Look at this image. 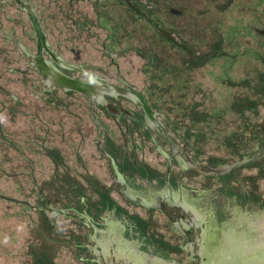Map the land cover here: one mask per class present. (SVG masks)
<instances>
[{
  "label": "rangeland",
  "instance_id": "374dc122",
  "mask_svg": "<svg viewBox=\"0 0 264 264\" xmlns=\"http://www.w3.org/2000/svg\"><path fill=\"white\" fill-rule=\"evenodd\" d=\"M30 1L46 11V0ZM57 1L61 3L55 6L58 13L65 12L62 20L69 19L71 22L62 24L59 14L49 11L48 14L56 20L45 30L56 53L69 61L90 64L96 73L112 77L117 82V65L110 69L107 67L111 58L106 52L110 50L116 56L121 76L136 87L137 82L140 86L142 83L147 86L148 92L150 77L143 82L139 78L144 79V74L141 77L138 74L146 72L149 63L157 67L166 65L169 87H172L170 78L177 79L176 73L180 68L191 72L189 67H195L192 82L184 92H179L183 105L180 108L172 104L168 107L176 112L180 110L177 113L188 114L193 119L191 126H186V131L196 141L200 139L204 142V137L210 140L260 123L264 110V0H227L221 5L223 11L213 18V24L194 10L203 7V1L197 0V6L190 7L195 0H189V10H185L184 15L189 19L190 27L205 24L210 29H216L212 35L207 32L185 43L169 30L153 29L146 23V20H151L148 13L152 8L160 10L153 0ZM70 3L80 5V9L73 8ZM6 4L1 24L4 18L10 17L8 20L15 26L14 36L19 40L24 38L26 42L29 38L33 41L34 38L28 34L32 28L30 21L24 18L22 22L21 9L14 1H7ZM75 10L79 14L76 18L73 17ZM163 10L170 21L178 26L182 24L181 7L170 6ZM39 14L42 16L41 11ZM119 14L124 22L117 26L114 19H118ZM208 22L210 25H207ZM88 23L92 25V34L86 33L88 31L84 28ZM24 27L27 28L25 34ZM167 33L178 44L167 37ZM206 37L222 46L220 52H209L206 42H203ZM6 38L5 35L0 38V117L5 129V136L0 133V192L27 200L33 206L0 197V264H44L37 199L70 188L71 184L74 187L109 175L110 170L106 155L98 147L76 148L75 154L66 139L64 145L55 136L52 139L54 143L65 147L62 153L64 164H59L57 157H50L55 156V148L50 156L42 148H37L41 145L38 140L52 133L46 128L40 131L42 125L38 121V113L41 114L44 107L54 112L53 109L60 106L55 105L57 100L53 95L47 94L48 89L39 81L42 75L30 65L28 56L17 51L15 43L7 44ZM103 38L108 49L103 46ZM111 41L119 43V49L116 46L119 53L111 48ZM154 41L158 47H155ZM187 44L196 46L198 52L188 49ZM144 63L146 67H142ZM158 70L155 71L157 75ZM166 92L173 103L172 94L169 90ZM11 94L15 95V103L10 102ZM173 104L177 105L178 100ZM11 114L13 116L9 120ZM31 120L34 125L30 124ZM109 127L112 133L115 129ZM117 133L120 135V132ZM11 135L14 142L6 139ZM119 140L116 139L118 147ZM128 157L127 161H119L122 170L137 165L133 155ZM143 158L145 162L155 159L152 154H143L139 160L144 162ZM32 169H35V176H32ZM62 182L65 188H59L58 184Z\"/></svg>",
  "mask_w": 264,
  "mask_h": 264
},
{
  "label": "water",
  "instance_id": "95a60500",
  "mask_svg": "<svg viewBox=\"0 0 264 264\" xmlns=\"http://www.w3.org/2000/svg\"><path fill=\"white\" fill-rule=\"evenodd\" d=\"M46 75L68 90L115 87L153 116L139 89ZM37 208L44 264H264V110L260 123L39 198Z\"/></svg>",
  "mask_w": 264,
  "mask_h": 264
},
{
  "label": "flooded vegetation",
  "instance_id": "af4514ba",
  "mask_svg": "<svg viewBox=\"0 0 264 264\" xmlns=\"http://www.w3.org/2000/svg\"><path fill=\"white\" fill-rule=\"evenodd\" d=\"M7 1H14L16 6L21 9L23 18L22 22L25 19H28L31 23V19L26 6L21 2H27L33 7L45 33V42H39L31 23L32 28L28 34L34 38L33 41L29 38V41L26 42L27 40L24 38L22 40L16 38L14 36L15 34H7V39L11 43H15L18 48L21 49V52L28 56L30 65L41 73L42 78H39L40 83L48 89L47 94L53 95L57 100L55 105L60 106V108H52L54 112H49V107H44L41 114L38 113V121L42 125L40 131L46 128V131L52 132L50 136L45 134L41 140H38L42 143L43 147H58L60 151L64 153L63 149L65 147L54 143L52 140L55 136L56 138L59 137L64 145V139H66V141L69 142L67 145L72 147L71 150L75 154L76 148L98 147L100 148V152L106 155L108 159L110 174L122 170L119 161H127L129 159L128 155H133L134 163L138 165L143 163L139 160V158H142L143 154H152L155 158H158L190 147L189 143L186 141L185 135L179 133L178 127L175 123L169 119L162 109L157 107L154 102L149 101L144 93L143 94L146 96L153 109V116L147 114L141 105V101L137 100L135 96H130L122 90L119 91V89L115 87H108L109 91L103 92H84L68 90L60 86L55 87L52 83L53 80L46 75L47 71L53 69L59 70L68 77L78 79L81 86H84L85 88H87L89 83L93 81L91 79V77H93L104 84L112 83L113 85H118L123 88L131 86L135 89L141 90L134 86V84L132 85L129 83L125 77L121 76V72H119L121 71L120 66L115 62L116 56L112 51L107 50L106 52L111 58L110 64H108L107 67L110 69L117 65V82H114L112 77L109 78L105 75L96 73L92 70L93 66L90 64L69 61L62 55L56 53L57 50L50 41L48 32L45 30L42 16L38 13L36 7L30 0H21V2H18L17 0H5L4 2ZM55 1L59 3V1ZM68 1L72 2L73 0H63V3ZM77 1H81L80 3H82L84 0ZM72 6L73 8H78L80 5L72 4ZM72 6L70 7V10ZM75 13L76 14L73 15L74 18H76L75 16H79L76 10ZM8 18L10 17L7 16V20ZM11 20H13V18H11ZM84 28L88 31L86 33L92 34L91 24H85ZM26 30L27 28L24 27V34ZM167 35V37L171 38L173 42L177 43L171 35L168 33ZM103 46L107 48L106 40H104ZM58 84L62 83L60 82ZM63 95H65V97ZM9 98L12 99V101H10L11 103H15V95L11 94ZM12 116V114L9 116V120ZM31 123L32 120L30 121V124ZM32 125L34 124L32 123ZM2 126V118L0 117V131L2 135L5 136V133L3 132L5 129H3ZM109 126L115 129L112 130V133H110ZM116 131L120 132V135L118 133L115 134ZM12 137L13 135H11V137L6 136V139L14 142ZM119 138L120 147H118V144L116 143V139ZM46 143L48 145H46ZM58 158L59 164H64V159L61 154ZM145 158H143L144 162L146 160Z\"/></svg>",
  "mask_w": 264,
  "mask_h": 264
},
{
  "label": "trees",
  "instance_id": "16d2710c",
  "mask_svg": "<svg viewBox=\"0 0 264 264\" xmlns=\"http://www.w3.org/2000/svg\"><path fill=\"white\" fill-rule=\"evenodd\" d=\"M153 1L159 6L160 10H158V8H152L150 10V12L148 13L149 17L151 18L150 21H147L146 18L143 17V19L146 20V23L149 26H151L153 29L155 27L167 29L170 32H172V34H174L175 37H177L179 40H181V42H184V41L189 42L188 39L193 40V39H195V36L204 35V33H207V32H210L211 33L210 35L214 34L216 27H215V29H210V28L206 27L205 24L198 25L197 27H190V25L188 23L189 19H187L184 15V11L189 10V0H153ZM202 1L204 4L203 7L195 8L194 10L198 14L200 12L201 13L200 16H203L205 19L209 20L213 24V18L223 11V9H221V7H222L221 5L227 0H202ZM35 2H36V0H35ZM98 2H100V1H98ZM33 5L37 8L38 13H39V11H41L42 16H43L42 19L44 21L45 27H48V25H54V22L56 19L51 17L48 13H49V11H54V12L58 13L55 6H59V3H57L55 0H46L44 3V6H45L44 8L46 9V11H44L43 9L40 10L36 3ZM170 6L181 7V9L183 11L182 16L180 17V20H183V21H182V24L180 23L179 26L176 23H174L173 21H170L167 14H165V12H164L165 10H163V9L169 8ZM195 6H197V0L192 2L190 5V7H195ZM1 7H3V8H1ZM6 7H7L6 2L0 1V8H1L0 9V11H1L0 12V20H1V17L3 16V13H4V10H2V9H7ZM110 9H113V8H110ZM64 13L65 12L58 13L60 18H61L60 19L61 23L65 24V22L66 23L71 22V21H69V19L68 20L65 19V22L62 20L64 17ZM45 17H46V19H45ZM140 18H141V16H140ZM114 22L117 23V24H115L117 26L122 25L124 22L123 17L119 14L118 19H116V17H115ZM153 22H155V23H153ZM210 22H208L207 25H210ZM62 26L65 27V25H62ZM14 33H15L14 25L10 21H8L7 19L4 18V23L1 24V22H0V38H2L3 35H5L7 37V34L14 35ZM216 35H217V32H216ZM4 40H5V42H7V44H11V45L13 44L7 38ZM103 40H104V38H103ZM112 40H114V39H112ZM213 41H214V43L209 41L208 37H206V41H203V42L204 43L206 42V46H207L209 52H214V53L220 52V49L222 46L218 45V44L216 45V43H218V42H216L214 39H213ZM169 42L171 44H173L171 41H169ZM109 44H111V48L113 50H117L118 53L120 52L118 50L119 49V43L118 42H112L111 41V42H109ZM155 44H156L155 47H158L156 42H155ZM15 46H17V45L15 44ZM116 46L118 47V49L116 48ZM16 48H18V47H16ZM223 48H225V46ZM188 49H190L193 52L197 51V48L194 45H188ZM17 51L21 52V49L18 48ZM145 63L142 67L147 66ZM149 64H150L149 69H147L146 72L141 71V73L138 74L140 77L143 76V74H144V77H145L144 79L139 78V79L143 80V82H145V79H148V77H150L149 92L147 91V86L145 87L144 85H142V83L140 86V84L137 82V88H140L143 91V93L147 96L149 101L154 102L156 104V106L159 107L160 109H162V111L167 115V117L175 123V125L178 127L179 133H181L182 135H185L186 141L189 143V146H193V145L201 143L202 141H200V139L198 141H196L195 138H193V136H191V134L186 131V128H187L186 126H188V127L191 126L193 119L190 116H188V114L177 113V112H180V110H178L176 112L175 110L168 107L171 104L173 106H176L177 108L178 107L180 108L183 105V103L181 104L183 97L180 100L179 92H184L188 88L189 82L190 81L192 82V80H191V78L193 77L192 72L195 70V67H189L191 72H189L188 69H186V68H180L176 73L177 79L170 78V80L172 81V83H171L172 87H169V84L167 83V80L169 79V77H168L169 72H167V70H166V65H165V67L162 65L157 67V66L153 65L152 63H149ZM157 69H159L158 70L159 75H157L155 73V71ZM190 74H191V77H190ZM182 87H184V88H182ZM166 90H169V93L172 94L174 101L178 100L177 105L173 104L174 101L172 103L170 97L167 96ZM202 96H203V94H202ZM188 104L189 103H187L186 105H188ZM1 110H2V107H1ZM0 133H1V131H0ZM207 140L208 139H206L204 137V141H207ZM40 144L41 145L37 146V148H42L43 151L45 152V154H48V155L52 154L51 152H52L53 148L56 149L55 156L49 155L52 159L54 157L58 158V156L60 154L62 155V152L60 151V149L58 147H54V146L43 147L42 143H40ZM46 145H48V144L46 143ZM0 169H2V167H0ZM1 172H3V171H1ZM23 174L27 175L26 172H23ZM32 176H35V169H32ZM33 184L35 185V182H33ZM58 185H59V188H65L64 182L59 183ZM71 187H72V184H71L70 188ZM66 188L68 189L69 187H66ZM0 197L3 199H6L8 201L16 202V203L21 204V205H27L29 207L33 206L27 200H21V199H17L16 197H13V196H7L1 192H0ZM42 197H44V196H42ZM13 199H15V200H13Z\"/></svg>",
  "mask_w": 264,
  "mask_h": 264
}]
</instances>
